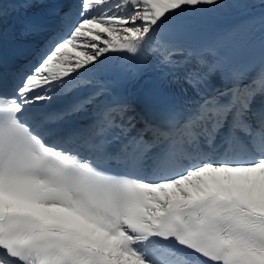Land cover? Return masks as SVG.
Returning a JSON list of instances; mask_svg holds the SVG:
<instances>
[{
  "label": "snow or ice",
  "instance_id": "6c2138e0",
  "mask_svg": "<svg viewBox=\"0 0 264 264\" xmlns=\"http://www.w3.org/2000/svg\"><path fill=\"white\" fill-rule=\"evenodd\" d=\"M0 264H264V0H0Z\"/></svg>",
  "mask_w": 264,
  "mask_h": 264
}]
</instances>
